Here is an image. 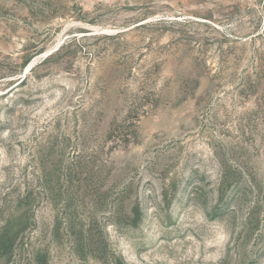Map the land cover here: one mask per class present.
Instances as JSON below:
<instances>
[{
    "label": "rangeland",
    "instance_id": "obj_1",
    "mask_svg": "<svg viewBox=\"0 0 264 264\" xmlns=\"http://www.w3.org/2000/svg\"><path fill=\"white\" fill-rule=\"evenodd\" d=\"M0 264H264V0H0Z\"/></svg>",
    "mask_w": 264,
    "mask_h": 264
}]
</instances>
